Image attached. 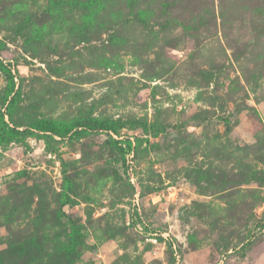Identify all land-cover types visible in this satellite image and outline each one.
Here are the masks:
<instances>
[{
	"label": "rangeland",
	"instance_id": "obj_1",
	"mask_svg": "<svg viewBox=\"0 0 264 264\" xmlns=\"http://www.w3.org/2000/svg\"><path fill=\"white\" fill-rule=\"evenodd\" d=\"M0 44V264H264V0H0Z\"/></svg>",
	"mask_w": 264,
	"mask_h": 264
},
{
	"label": "trees",
	"instance_id": "obj_2",
	"mask_svg": "<svg viewBox=\"0 0 264 264\" xmlns=\"http://www.w3.org/2000/svg\"><path fill=\"white\" fill-rule=\"evenodd\" d=\"M0 49H4L3 45L0 44ZM0 69L3 71H6L10 74L11 76V85H10V91L9 94H13L14 96L11 98V105L9 107L14 106V100L16 99V96L18 95L17 93L19 92L18 89H16V82L14 79V76L12 74V67L11 64L9 63H4L3 59L0 58ZM8 99V98H7ZM5 115L6 112L1 110L0 111V146L6 145L10 141H13L16 138H20V134L22 131L16 129L15 127L10 126V122L5 120ZM136 120H131V121H126L122 119H101V120H96V119H84L80 121H76L74 123V127L77 128L76 132L82 133V131H87V130H97V129H105L107 131L113 130L116 131L118 128H121L125 126L126 124H134L135 125ZM227 129H229L228 123H226ZM33 127L35 129H38L40 131H51L54 132L55 134H60L59 131H57L53 126L50 125L47 121H38L33 123ZM165 127H162L164 129ZM114 145L116 148L123 153L124 155L127 153H130L131 150L133 149L132 143L129 141L128 144L124 145L122 141L118 139H114Z\"/></svg>",
	"mask_w": 264,
	"mask_h": 264
}]
</instances>
